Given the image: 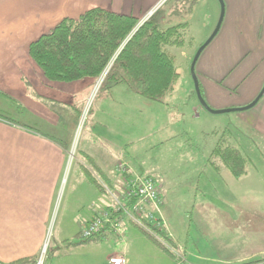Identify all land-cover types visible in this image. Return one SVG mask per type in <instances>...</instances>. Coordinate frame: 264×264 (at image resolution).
<instances>
[{"label":"crops","instance_id":"obj_1","mask_svg":"<svg viewBox=\"0 0 264 264\" xmlns=\"http://www.w3.org/2000/svg\"><path fill=\"white\" fill-rule=\"evenodd\" d=\"M161 1L0 0V99L12 107L16 114L21 115L25 124L31 125L30 129H26L22 128L24 123H9L0 119V264H11L34 256L39 260L45 245L48 251L49 245L47 246L45 238L53 205L58 200L64 183L67 184L69 176H72V192L80 191V195H77L74 201L77 212L86 204H90L92 195L96 202L93 204L94 208L100 210L104 208L106 205H102L103 195L107 199L104 192L107 188L114 189L118 184L115 182L111 187L117 180L116 174L113 169L103 167L102 152H105V156L116 155V148L110 140L97 130L98 126L105 124H100L99 121L94 124L95 135L93 133L94 138H91L94 146L92 143H85V147L82 146L80 151L91 161L80 163L76 170H73L74 173L70 172L67 176L71 142L61 143L53 135L35 130L39 127L55 130L70 117L71 123L67 124V128L71 129L76 122L77 112L90 95L92 82L48 81L29 57V45L50 32L63 19H77L89 10L99 8L140 20ZM221 1L223 19L218 35L214 37L215 56H204L208 50L199 56L196 62V76L202 96L207 105L214 110L244 107L257 97L264 85V0ZM192 9L184 15L190 16ZM186 24L189 29L188 22ZM172 94L173 92L161 102H151L165 107L164 111H159L170 116L172 108L167 101ZM117 95L124 98L133 97L132 95L141 97L129 88L116 86L107 95L98 99H101L102 107H106L108 101H113ZM198 107H200L198 102L191 104V109L198 110ZM236 117L246 132L243 137L245 146L252 148L255 141L260 142L259 153L261 160L264 161V94L255 106L239 112ZM15 124L21 125L18 127ZM95 141H100L97 153H94ZM209 166L215 171H221L222 167L227 170L223 165L215 168L210 164ZM242 177L245 178L247 187H242L244 189L242 197L236 193L232 200L236 201L234 204L243 208L250 218H242V211H239L235 214L240 215V218L234 215L231 221H243L242 225L246 228L248 225H258L259 239H256V242L261 249L251 255H239L251 242L253 233L251 230L250 238L240 234L248 231L245 228L240 232L228 234L226 253L215 251V241H219L216 235L204 234L198 237L197 241L187 235L192 242L190 246L167 230L170 240L168 248H171L175 257H184L180 262H187L189 258L190 263L185 264H249L253 258L255 260L264 258V187L253 189L247 170ZM95 178L102 181L99 182ZM234 188L238 190V187ZM159 190L161 196L162 187H158V192ZM206 190L207 187L203 189L204 192H200L205 193ZM258 193H261L260 197H257ZM91 216L92 214L82 216L76 213L79 233ZM128 226L131 231L130 234L127 231L125 238L122 237L123 245L109 254L101 256L100 251L90 250L91 245L95 247L98 245L97 241L83 242L80 239L73 248L86 249L84 251L91 255L89 258L85 259L81 255L78 257L55 255L49 263L107 264L110 256L123 254L126 264H173L169 258H173V255L163 251L131 224H127ZM164 226L166 227V222ZM63 242H66V238L60 237L57 240V244L62 245ZM236 256L237 259L231 260ZM43 261L45 263L46 259Z\"/></svg>","mask_w":264,"mask_h":264},{"label":"rangeland","instance_id":"obj_2","mask_svg":"<svg viewBox=\"0 0 264 264\" xmlns=\"http://www.w3.org/2000/svg\"><path fill=\"white\" fill-rule=\"evenodd\" d=\"M181 1H165L159 10V16L163 17H161L162 29L185 22H188L190 26L186 31L185 43L182 48H166L167 52L174 57V65L179 75L174 85L173 94L167 101L172 108L170 116L167 113L164 115L159 111H164L165 107L134 95H132L133 97L126 96V98L117 95L114 97V102L108 101L107 106L102 107L101 99H96L100 88L97 86V79L91 87L90 95L87 97L88 99L84 106L77 112L76 122L71 129L67 128V124L71 123V117L61 123V126L55 130L35 128L43 133L53 135L61 143L71 142L70 151L68 152L70 164L66 171L67 176L70 172L74 173L73 170H76V166L80 163L91 161L84 154H81L80 151L82 146L85 147V143H92L94 146L95 143L91 140L92 137L94 138L93 133L95 135L93 131L94 124L98 121L100 124H105L98 126L97 130L110 140V143L116 148V155L114 154V157L105 156V152H102L101 156L104 158L103 167L113 169L116 174L117 180L112 183L111 187L115 185V182H118L114 189L107 188V191L104 192L107 195V199L104 198V195L102 198L104 201L102 205H106L104 208L101 210L94 208L93 204L96 202H94V195H92L90 204H86L82 210L79 209L77 212L74 201L77 195H80V191L72 192V176H69L67 184L64 183L58 200L53 205L52 217L45 238L49 249L46 251L44 247V253L41 252V264L44 263V259H46L44 264H50L51 258L55 255L59 257H78L81 255L85 259L91 256L84 251L86 249L73 248L74 244L80 241V228L76 224L78 221L75 219L76 213L82 216L92 214L90 218L92 219V217L97 215L96 212L108 211L110 217L113 218V222L119 224L118 231L104 224L103 226L106 227L97 234L100 238L97 241L98 245L96 247L91 245L90 250L96 249L101 252V256H104L123 245L122 237L125 238L127 231L129 234L131 231L127 224H135L133 207L138 202V199H136L128 207H122L123 201L125 202L127 199L124 196V191L126 190L124 179H132L135 176H140V178L150 177L158 187H162L161 196L160 190L158 192L159 201L157 209L154 211L166 234L168 230L173 236L180 238L181 242L185 241L190 246L192 243L189 239L190 237L197 241L198 237L204 234L216 235L217 238L219 237V241H215V251L224 253L227 251L226 239L228 234L240 232L245 228L248 231L240 233L243 237L247 236L250 238V230L253 233L250 246L239 255H251L261 249L258 242H256V239H259L258 225H248V228H246L242 225L243 221H231L234 215L240 218V215L235 214V212L239 211H242V218H250L245 214V210L238 205L236 206L234 204L236 201L232 200L236 193H239L238 195L242 197V192H244L242 187H247L245 178L242 177L237 180L223 167L221 171H215L207 163L210 152L219 141H222L224 145L235 146L245 153L247 161L250 162L247 163L246 170L250 175L249 179L252 180L253 189L260 186L264 187V161L261 160L259 153L261 144L255 141V146L252 145V148L245 146L243 137L246 132L239 125L240 122L236 117L239 112L211 114L201 106L198 107V110L191 109V104H197L198 102L196 101L194 82L191 75V63L197 50L214 31L221 14V5L219 0H184L187 5L177 13L180 16L168 17L170 16L171 8L177 6L176 2H178L179 6ZM194 2L195 5L190 16H185L184 14L187 13ZM156 12L158 10L149 18ZM149 13L150 11L139 20V24L141 21L146 20ZM181 15L183 16L181 17ZM214 40L215 38L202 51L201 55H204L209 50L204 56H215ZM194 73L197 75L196 64ZM97 87L98 90L96 89ZM95 90L97 91L94 92ZM0 114L12 121L24 123L23 117L16 114V111L2 99H0ZM25 125L31 126L30 124ZM95 142L94 148L96 150L94 148L93 150L94 153H97V146H100V141ZM121 164L128 171V177L126 174L123 176L118 169ZM215 164L219 167L222 165L219 160H215ZM95 179L99 182L102 181L99 178ZM76 181H78V176ZM233 186L238 187V190ZM205 187H207L205 193L200 192ZM260 196L261 193H258L257 197ZM120 202L121 204L118 206ZM143 209L145 210L144 207ZM146 210L151 211L150 207H146ZM117 211L122 213H120V219L115 220L113 214ZM164 221L167 229L164 226ZM155 235L159 242L164 241L162 237ZM187 235H189V238ZM60 237L66 238V242H63L62 245V242L57 244V240ZM223 239L225 240L223 241ZM167 249L171 251L170 248ZM46 252L47 255H45ZM92 257L94 258V255ZM177 257L176 259L169 258L173 264L190 263L189 258H187V262H180L184 257ZM237 258L238 256L231 260ZM257 260L253 258L250 262Z\"/></svg>","mask_w":264,"mask_h":264},{"label":"trees","instance_id":"obj_3","mask_svg":"<svg viewBox=\"0 0 264 264\" xmlns=\"http://www.w3.org/2000/svg\"><path fill=\"white\" fill-rule=\"evenodd\" d=\"M176 4L168 17L180 16L177 13L186 7L187 2L182 0L179 6L178 2ZM194 5L195 2L189 11ZM161 17L158 11L140 25L139 19L133 16L92 9L77 19H63L50 32L32 42L28 54L48 81L58 83L90 81L93 85L112 62L96 98L107 95L113 87L124 86L146 100L161 102L173 92L179 77L174 57L166 48H182L188 30L186 23L162 29ZM198 87L203 98L199 83ZM0 119L15 123L1 114ZM15 125L20 127L21 124ZM22 128L30 129L25 124ZM222 143L219 141L212 149L208 163L215 168V160H219L234 178L242 177L248 163L246 156L239 148ZM136 199H126L122 207H128ZM120 213L113 214L115 220L120 219ZM140 221L142 226L133 223L132 226L172 256L167 249L170 240L163 227L155 228L146 218ZM154 233L164 241L159 242ZM98 236L83 242L99 241ZM172 257L176 259L174 255ZM37 260L38 257L34 256L11 264H36ZM261 263H264V258L249 262Z\"/></svg>","mask_w":264,"mask_h":264},{"label":"built area","instance_id":"obj_4","mask_svg":"<svg viewBox=\"0 0 264 264\" xmlns=\"http://www.w3.org/2000/svg\"><path fill=\"white\" fill-rule=\"evenodd\" d=\"M167 0H162L157 6H155L152 10H150V13L147 15L146 20L155 12L157 11L162 4ZM145 20V21H146ZM144 21V20H143ZM141 21V23L143 22ZM140 23V24H141ZM112 65V62L109 63L107 68L103 71L101 76L98 79V87H100L101 83L103 82L104 78L106 77L110 67ZM98 87L96 88L98 90ZM95 90L94 92H96ZM118 169L122 172V175H127L128 177V171L125 170L124 166L121 164L118 166ZM131 179V178H130ZM124 179V185L126 186V190L124 191V196L127 199H130L132 197H135L138 199V202L136 205H134V215L133 220L135 224L142 226V223L140 221L141 218H146L148 222H150L155 228H161V223L159 218L155 215V211L157 209V204L159 201L158 196V187L155 181L150 177H141L135 176L132 177L130 180ZM121 204V202L118 204V206ZM145 208V210L143 209ZM146 207H150V212L146 210ZM97 215L92 217L82 228L79 238L81 240H87L92 238L93 236L97 235L102 229L104 224H109L112 228H115L116 231L119 229V224L117 222H113V219L110 217V214L107 212H96ZM118 228V229H117ZM46 248V245H45ZM45 249L43 250L44 253ZM37 264H41V260L37 262ZM107 264H126V258L123 254L113 255L110 256Z\"/></svg>","mask_w":264,"mask_h":264},{"label":"water","instance_id":"obj_5","mask_svg":"<svg viewBox=\"0 0 264 264\" xmlns=\"http://www.w3.org/2000/svg\"><path fill=\"white\" fill-rule=\"evenodd\" d=\"M220 5H221V14L219 17V20L217 22V25L214 29V31L212 32V34L210 35V37L204 42V44L202 46H200V48L197 50L192 63H191V75L193 78V82H194V89H195V94H196V98L200 104V106L207 112L211 113V114H224V113H230V112H244L246 110L251 109L253 106H255V104L259 101V99L263 96L264 94V85L261 89V91L259 92V94L257 95V97L248 105L241 107V108H235V109H225V110H213L211 109L207 103L205 102V100L201 97L200 95V91H199V87H198V81L196 78V75L194 73V68H195V64L199 58V56L201 55L202 51L211 43V41L213 40V38L216 36V34L219 31L222 19H223V4L222 1L219 0Z\"/></svg>","mask_w":264,"mask_h":264}]
</instances>
